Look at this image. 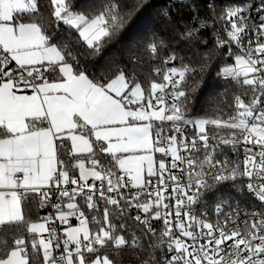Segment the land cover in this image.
<instances>
[{"label": "snow or ice", "instance_id": "1", "mask_svg": "<svg viewBox=\"0 0 264 264\" xmlns=\"http://www.w3.org/2000/svg\"><path fill=\"white\" fill-rule=\"evenodd\" d=\"M144 2L0 0V264H115L125 249L139 264H264V0L209 3L211 19L174 30L194 47L212 29L198 65L137 30L121 47L127 64L112 57L97 75L55 39L67 26L99 55ZM213 60L235 91L196 114Z\"/></svg>", "mask_w": 264, "mask_h": 264}, {"label": "trees", "instance_id": "2", "mask_svg": "<svg viewBox=\"0 0 264 264\" xmlns=\"http://www.w3.org/2000/svg\"><path fill=\"white\" fill-rule=\"evenodd\" d=\"M100 0H76L77 6L81 4H92L98 3ZM226 0H145L143 6L139 9L136 15L131 22V27L125 31L119 44H109L104 46L99 55L93 56L88 55L87 51L83 46H77L75 40L77 34L73 31L71 36H69V30L67 26L61 25L55 35L56 40L67 41L69 44L76 48L78 51L84 52L85 55L82 57V63H85L90 71H94L99 75L100 69L106 67L110 62V58L115 57L116 62L119 64H127V59L121 55V47L127 42V37L130 32L139 30L142 34H146L149 30L156 31L158 35L165 37L167 42L171 47H174L179 51L180 55L185 58L187 62L189 57L194 65H198L200 60L203 58V55L209 49H212L214 46V37L212 35L211 28H203L199 31L200 37L207 41L206 45L196 43L194 47H188L183 41H180L178 36L173 35V31L182 32L184 23H191L193 15H198L200 18L211 19L212 13L208 8L209 3H213L217 6L222 5ZM233 3H243L246 0H230ZM252 5L259 3V0H251ZM167 12V17H165L164 12ZM55 27V26H54ZM225 51V49H224ZM199 53V56H197ZM167 54V53H165ZM228 62H231L229 59ZM158 64L159 61H156ZM131 67V65H128ZM219 68V63L217 60H213L209 65V68L204 76L203 81L201 82L200 88L195 94V100L193 101V109L196 114H203L205 108L208 105L205 103L206 98L209 95L216 96L219 98V93L225 92V89L228 91L225 92V100L227 103L231 102V94L235 91L234 86L231 82H225L222 78L216 76V72ZM145 70H148V65H145ZM227 103L222 104L221 107L224 111H230L227 107ZM229 157L233 154L228 151ZM66 163H73V161H67ZM227 190L231 193L233 202L239 201L240 205H247L248 197L243 190V193L237 192L236 189L232 188L230 185H227ZM37 195V194H33ZM214 197L211 193L209 194V201L212 202ZM50 211V207L43 209L34 208L33 215L44 216L47 215ZM77 222L74 218L69 222L73 224ZM158 255V253H157ZM42 258V257H41ZM115 264H139L138 259L126 253L124 250L120 256L111 257Z\"/></svg>", "mask_w": 264, "mask_h": 264}, {"label": "built area", "instance_id": "3", "mask_svg": "<svg viewBox=\"0 0 264 264\" xmlns=\"http://www.w3.org/2000/svg\"><path fill=\"white\" fill-rule=\"evenodd\" d=\"M255 7H256V5H253V9H255ZM253 15H255V13L253 12ZM227 49L225 48V51H226ZM229 59H231V58H229ZM232 61V60H231ZM169 135L171 134L170 132L168 133ZM189 134H191V129H186V135H189ZM231 151V150H230ZM240 152H241V157H242V148L240 149ZM157 154V157L159 158L160 157V153H156ZM167 160H171V157L169 156L168 158H167ZM167 162V161H166ZM178 175L180 174V173H177ZM125 179H127V177H125ZM89 182H91V181H89ZM97 184H99V181H97L96 182ZM244 191H245V193H246V195H247V197H248V203H247V205H241V206H250V205H252V204H254L255 206H256V208L257 209H259V207H260V204H259V202L258 201H256L255 199H254V197L252 196V194H250V193H248L247 192V190H246V188L244 189ZM50 211H52L51 210V208H50ZM49 211V212H50ZM48 212V213H49ZM48 215V214H47ZM132 215H135V212H133L132 213ZM72 218H74L75 219V217H72ZM57 225H60V222L59 221H56L55 222ZM67 225H61V228H63V227H66Z\"/></svg>", "mask_w": 264, "mask_h": 264}, {"label": "crops", "instance_id": "4", "mask_svg": "<svg viewBox=\"0 0 264 264\" xmlns=\"http://www.w3.org/2000/svg\"><path fill=\"white\" fill-rule=\"evenodd\" d=\"M94 139V138H93ZM69 147H70V142H69ZM89 154H87V153H84L83 154V156L84 157H87ZM155 156L157 157V154H155ZM158 158V157H157ZM73 163H75V161H73ZM85 167L87 168V167H90V165L88 164V161H87V159H85ZM76 174L78 175V169H76ZM89 181H91V180H89ZM66 202V201H65ZM71 219H72V217H70L69 218V222L71 221ZM77 222H75V223H73L72 225L73 226H75V224H76Z\"/></svg>", "mask_w": 264, "mask_h": 264}, {"label": "rangeland", "instance_id": "5", "mask_svg": "<svg viewBox=\"0 0 264 264\" xmlns=\"http://www.w3.org/2000/svg\"><path fill=\"white\" fill-rule=\"evenodd\" d=\"M232 62V61H231ZM126 253H128L129 255H132L131 254V250H128V249H125Z\"/></svg>", "mask_w": 264, "mask_h": 264}]
</instances>
